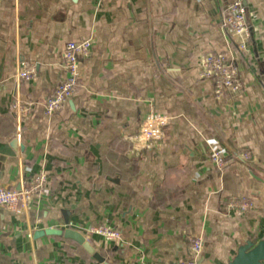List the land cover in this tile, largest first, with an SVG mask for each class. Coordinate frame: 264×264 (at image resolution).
Here are the masks:
<instances>
[{
  "label": "crops",
  "instance_id": "obj_1",
  "mask_svg": "<svg viewBox=\"0 0 264 264\" xmlns=\"http://www.w3.org/2000/svg\"><path fill=\"white\" fill-rule=\"evenodd\" d=\"M233 1L0 0V186L48 180L26 211L0 207V264H100L62 236H36L48 228L78 231L107 264L185 262L197 237V264H229L264 238V0H242L246 56L220 29ZM85 39L76 91L47 116L63 48ZM211 52L231 55L240 92L216 97L199 77ZM21 61L34 79L17 77ZM155 115L168 118L163 138L133 151ZM210 141L227 154L222 171ZM230 199L250 206L231 209ZM99 225L121 239L88 232Z\"/></svg>",
  "mask_w": 264,
  "mask_h": 264
},
{
  "label": "built area",
  "instance_id": "obj_2",
  "mask_svg": "<svg viewBox=\"0 0 264 264\" xmlns=\"http://www.w3.org/2000/svg\"><path fill=\"white\" fill-rule=\"evenodd\" d=\"M220 29L224 31L236 44L239 54L247 55L249 28L247 26V8L242 0H234L229 3L220 20ZM91 50V41L85 39L77 42H67L62 51L61 67L64 73L58 87H56L44 101V113L49 116L57 112L62 105L74 95L78 85L80 70V58L86 57ZM20 69L17 77L22 81H30L36 77L34 66L27 61L19 63ZM199 77L208 80L213 87L216 97H222L225 92L238 93L241 90V80L238 69L233 64L231 55L225 53H206L201 56L199 62ZM29 107H15L14 112L24 116ZM168 123L166 116H150L143 120L139 127L136 139L132 142L133 151L148 149L153 143L159 142ZM211 142V141H210ZM248 155H244L246 158ZM209 158L218 171H222L229 163L226 152L212 141L209 149ZM45 173H37L28 177L20 188H3L0 186V207L11 213L19 214L27 210L34 198L38 197L47 184ZM228 206L231 209L245 211L249 204L244 200L230 199ZM88 232L105 241H118L121 233L109 226H91ZM191 252L193 258L177 264H197L203 241L199 237L191 240Z\"/></svg>",
  "mask_w": 264,
  "mask_h": 264
},
{
  "label": "water",
  "instance_id": "obj_3",
  "mask_svg": "<svg viewBox=\"0 0 264 264\" xmlns=\"http://www.w3.org/2000/svg\"><path fill=\"white\" fill-rule=\"evenodd\" d=\"M16 144L15 140L10 142V146L14 147ZM62 236L65 239L71 240L80 245L86 253L91 255L98 263L107 264L105 259L95 250L90 242L78 231L70 228L66 229H55L48 228L36 233V236ZM264 261V238L257 243L247 242L240 246L237 250V254L230 261L229 264H262Z\"/></svg>",
  "mask_w": 264,
  "mask_h": 264
},
{
  "label": "rangeland",
  "instance_id": "obj_4",
  "mask_svg": "<svg viewBox=\"0 0 264 264\" xmlns=\"http://www.w3.org/2000/svg\"><path fill=\"white\" fill-rule=\"evenodd\" d=\"M163 138V137H162Z\"/></svg>",
  "mask_w": 264,
  "mask_h": 264
}]
</instances>
